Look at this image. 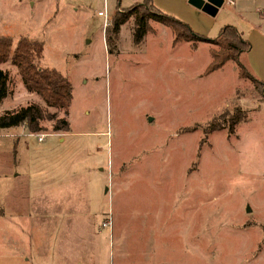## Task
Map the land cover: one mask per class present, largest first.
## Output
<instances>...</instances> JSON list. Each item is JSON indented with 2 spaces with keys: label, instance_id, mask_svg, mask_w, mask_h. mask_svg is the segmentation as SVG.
I'll return each instance as SVG.
<instances>
[{
  "label": "rangeland",
  "instance_id": "rangeland-1",
  "mask_svg": "<svg viewBox=\"0 0 264 264\" xmlns=\"http://www.w3.org/2000/svg\"><path fill=\"white\" fill-rule=\"evenodd\" d=\"M187 1L152 0L211 40L235 22L225 4L210 17ZM141 5L0 0V38L40 46L35 64L72 95L57 114L69 133L45 123L39 143L22 125L0 131V206L12 207L17 189L25 205L0 220V264H264V91L232 61L205 75L215 47L173 45L153 21L139 45L132 19L106 43L114 14ZM0 70L9 80L0 115L32 104L56 113L14 67ZM234 110L246 120L233 134L204 135Z\"/></svg>",
  "mask_w": 264,
  "mask_h": 264
},
{
  "label": "trees",
  "instance_id": "trees-1",
  "mask_svg": "<svg viewBox=\"0 0 264 264\" xmlns=\"http://www.w3.org/2000/svg\"><path fill=\"white\" fill-rule=\"evenodd\" d=\"M132 19L133 27L131 39L134 45H139L147 33H150L149 22L153 21L167 27L173 36V45L178 43H189L191 50L195 51L194 42H210L215 49L210 51L211 62L207 66L204 74H211L221 70L226 63L232 61L239 69V77L249 79L253 83L261 86L241 64V56L246 54L249 43L242 38L238 31L232 26H223L219 29L215 39L205 38L191 28L177 20L176 18L161 12L152 0H142L139 7H130L124 12H116L111 18L110 28L106 29V43L111 44L112 39H117L120 28ZM41 53L40 46L23 42L12 49L11 42L0 38V65L10 64L16 69L23 89L27 93L39 96L56 113H46L36 104L20 107L15 110L4 112L0 115V131L18 128L25 124L27 131L38 133L41 125L50 124L54 133H69L70 124L65 118H59L58 112L67 115L68 108L72 100L71 88L66 79L59 73L42 69L35 64L39 60ZM8 75L0 70V104L8 95ZM226 118L220 121L219 118H212L207 124L204 135L225 130L228 134L234 133V128L246 120L244 112L234 110L225 115Z\"/></svg>",
  "mask_w": 264,
  "mask_h": 264
},
{
  "label": "crops",
  "instance_id": "crops-1",
  "mask_svg": "<svg viewBox=\"0 0 264 264\" xmlns=\"http://www.w3.org/2000/svg\"><path fill=\"white\" fill-rule=\"evenodd\" d=\"M225 5L228 10H231L229 16H236V18L233 24L226 22L227 24H224V26L229 25L234 27L250 45L249 51L241 56L240 62L245 69L262 84V89L264 91V0H233L231 4ZM222 8L223 5L218 9L215 16L222 13ZM22 191L23 188H21V192ZM12 195L14 197L16 196V200H14V198L12 199L15 203L11 204L12 207L7 204L3 209L2 206H0V220L4 218L6 211L10 216L14 215L12 211L17 212L16 215H18L19 201L24 205L23 194L20 199L17 198L19 197L18 189L16 193L13 192ZM23 211L24 208L22 212Z\"/></svg>",
  "mask_w": 264,
  "mask_h": 264
},
{
  "label": "water",
  "instance_id": "water-1",
  "mask_svg": "<svg viewBox=\"0 0 264 264\" xmlns=\"http://www.w3.org/2000/svg\"><path fill=\"white\" fill-rule=\"evenodd\" d=\"M187 2L196 10L210 17H214L223 5V0H188Z\"/></svg>",
  "mask_w": 264,
  "mask_h": 264
},
{
  "label": "built area",
  "instance_id": "built-area-1",
  "mask_svg": "<svg viewBox=\"0 0 264 264\" xmlns=\"http://www.w3.org/2000/svg\"><path fill=\"white\" fill-rule=\"evenodd\" d=\"M231 3H232V0H223V4H231ZM97 16L103 18V20H104L103 25H104V28H106V26L108 24V17H107V13L105 12V10L97 12ZM22 131H23L24 137L35 138L37 140V142H39V143H41L43 141V139L46 137L45 134L30 133L29 131H27L25 124L22 125ZM24 131H26L27 133L24 134Z\"/></svg>",
  "mask_w": 264,
  "mask_h": 264
}]
</instances>
